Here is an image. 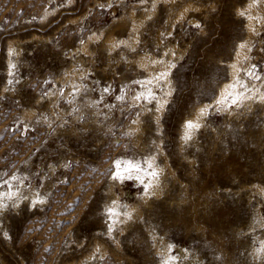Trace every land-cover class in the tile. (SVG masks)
<instances>
[{"label": "rangeland", "instance_id": "1", "mask_svg": "<svg viewBox=\"0 0 264 264\" xmlns=\"http://www.w3.org/2000/svg\"><path fill=\"white\" fill-rule=\"evenodd\" d=\"M189 1L201 8L176 16ZM245 1L0 0V183L21 189L0 211V264L79 262L95 238L113 248L106 236L113 220L110 185L122 189L121 201L130 203L144 190L135 179H111L114 163L122 157V167L124 162L144 165L154 155L163 170L160 197L150 196L132 226H114L111 236L121 241L118 254L100 258L97 253L95 262L83 264H164L166 244L175 255L186 250L176 264H264L257 256L264 236V192L258 188H264V103L250 100L229 114L217 101L195 137L185 142L181 133L194 107L216 99L218 87L230 79L228 64L248 36L245 16L237 11ZM129 5L138 6V17L145 16L139 40L135 48L122 43L111 49L110 33L118 41L134 36L129 22L119 21ZM48 8L55 11L42 22ZM95 30L100 38L91 39L90 51L84 52L81 42ZM10 42L16 46L11 56ZM171 50L174 90L161 125L153 118L155 100L135 104L129 97L141 88L139 80L150 76L135 61L137 55L162 58L166 51L170 59ZM251 51L252 68L264 73V28ZM72 63L87 68L92 83L81 77L82 87H71L66 75ZM99 85L108 87L111 103L122 95L114 108L104 103ZM161 87L162 82L155 96ZM52 89L58 90L62 116L47 95ZM24 110L36 112L27 117ZM136 117L142 120L141 135L128 131ZM12 176L17 181L9 183ZM32 187L43 189L46 204L33 206L27 199Z\"/></svg>", "mask_w": 264, "mask_h": 264}, {"label": "bare ground", "instance_id": "2", "mask_svg": "<svg viewBox=\"0 0 264 264\" xmlns=\"http://www.w3.org/2000/svg\"><path fill=\"white\" fill-rule=\"evenodd\" d=\"M71 1H73V0H71ZM121 1V0H120ZM153 1V4L155 3V4H158V2L160 1V0H152ZM164 2H172V4L171 5H173V3L175 2V1H177V0H163ZM138 2V1H137ZM139 2H141V1H139ZM145 2V1H144ZM124 3V2H123ZM141 3H143V2H141ZM140 3V4H141ZM192 3H194V2H192ZM191 3V1H189V2H187L183 7H180L181 9H180V11H178V15H176V16H178V17H180L181 18V16L183 17L187 12H188V9L190 8V9H192L191 7H193V8H198V5L196 6L195 4H192ZM253 3V0H247V1H245V4L243 5V6H240L239 5V7L237 8V11H238V13H241V12H244L245 13V20H246V27H247V33H248V36L246 37V39H244L243 41H240L239 43H238V46H237V48H236V50H235V53H234V58H233V60L232 61H230L229 62V75H230V79L228 80V81H225V82H222V84L218 87V91H217V95H216V99H213L212 100V102H205V101H203L202 103H198L195 107H194V109L192 110V112H191V114L189 115V116H187L186 118H185V120H184V126H183V130H182V136L184 137V134H185V131H186V122H188V121H193V122H195V123H199V125H200V127H199V130H200V128L201 127H203V126H206V117L207 116H209L208 114H209V112H211L210 111V107L213 105V103H216L217 101H221V99H222V97L223 96H225L228 92H230V91H232V89H231V85H233L235 82H236V79H237V77H239V79L241 80V81H243V82H245V83H247L248 84V86L250 87V88H253L254 90H257L258 89V92H257V95H259V94H264V73H257V71H255L257 74H259L260 75V77H261V79H259V80H254V79H250V81L247 79V73L248 72H250V71H253L252 69V62L254 61V60H252V56H251V50L249 51V48L250 49H252V45H253V39L256 37V36H258V34L259 33H261V31L263 30V28H264V0H260V3L258 4V5H256V6H252V7H250V5ZM134 5L136 4V3H133ZM133 4H131L132 6H133ZM139 3H137V5H138ZM154 4V5H155ZM166 4V3H165ZM169 4V3H168ZM135 6V8H137L138 6ZM142 6V5H141ZM146 6V5H145ZM168 6V5H167ZM127 7V6H126ZM129 7H130V5H129ZM129 7H127V8H129ZM134 7V6H133ZM140 7V6H139ZM156 7V6H155ZM174 7H175V5H174ZM50 8V7H49ZM46 9V11L44 12V15L42 16L43 18L41 19V21L42 20H44V21H42V22H45V21H47V20H45V19H48L47 17L49 16V14L50 13H54V11H55V9ZM126 8V9H127ZM135 8L133 9V8H129L128 10V15L127 16H125L126 15V13H127V11L125 12V15L124 14H122V15H124V16H121V18H119L117 15H116V17H118L119 18V21H120V19H123L124 20V22H126V21H128L129 22V31L131 30V33H134V36L133 35H129L130 37H128L129 39H121L122 37H120V41H118L119 40V38H118V40L115 38V35H110V34H113V33H110L109 34V36L107 35V44L106 45H108V46H110V48L111 49H114L115 47H118L117 45H119V44H122V43H126L125 45H131L132 47H134V45L137 43V40H139L138 39V36H139V34L138 33H140V28H141V26H142V24H144V18H145V16H143L142 15V17H138L137 15H136V11H135ZM167 8V7H166ZM199 8H201V7H199ZM198 8V9H199ZM140 9H141V7H140ZM144 9V8H143ZM149 9H151V8H149ZM171 9V8H170ZM197 9V10H198ZM172 10V9H171ZM176 10V9H175ZM145 11V10H144ZM143 11V12H144ZM152 11V10H151ZM154 11V10H153ZM149 12V11H148ZM153 12H151L150 14H152ZM154 13H155V11H154ZM141 14V13H140ZM146 14V13H145ZM144 14V15H145ZM175 14H177V13H175ZM188 14V13H187ZM147 16H149V14L147 15ZM152 16V15H151ZM151 16H149V17H151ZM188 16V15H187ZM148 17V18H149ZM177 17V18H178ZM147 18V17H146ZM176 18V17H175ZM176 18V20L175 21H177L178 19ZM184 19V18H183ZM114 20H115V18H114ZM180 20V19H179ZM73 21H75V19L73 20ZM113 21V20H112ZM193 21V20H192ZM114 22V21H113ZM118 22V21H117ZM128 22H126V24L128 23ZM127 25V26H128ZM126 26V25H125ZM127 26H126V28H127ZM144 26V25H143ZM253 27H255V29H256V32L254 33L253 31H252V28ZM110 28V27H109ZM105 29V28H104ZM103 28H102V30L103 31H105V30H107L108 29V27H107V29H105L104 30ZM97 30H95V32L94 33H92V35L91 34H89V35H91V36H89L88 37V39H87V41H85V42H81L82 43V50L85 52V51H90L89 50V42H90V40L91 39H98V38H100V35L98 36V34H97V32H96ZM128 31V30H127ZM139 31V32H138ZM99 32H101V31H99ZM113 32V31H112ZM103 33V32H102ZM102 33H100V34H102ZM129 33V32H128ZM115 34V33H114ZM104 35V34H103ZM37 36V35H36ZM35 36V37H36ZM102 36V35H101ZM132 37H134V39L132 40ZM13 41V40H12ZM18 41V40H17ZM105 42V41H104ZM105 44V43H104ZM241 44H245L246 45V47L245 48H243V49H241L240 48V45ZM174 45V44H173ZM173 45H172V47H173ZM176 45V44H175ZM7 47H9V53H10V56H11V54H12V52H15V47H14V43L13 42H10L9 43V46L7 45ZM167 47V46H166ZM169 47V46H168ZM171 47V48H172ZM135 48V47H134ZM166 49V48H165ZM173 49V51H174V48H172ZM179 49V48H178ZM167 50H169V48L167 49ZM82 51V52H83ZM113 51V50H112ZM172 50H171V53H170V56H171V58L173 57L174 59H173V62L171 61V58L169 59V58H167L166 56H165V54L167 53L166 51H164V57L162 56V58L160 57H157L156 55H151V54H148L149 52H147V53H145L144 52V54H139V55H137V58H136V62H137V64L139 65V66H142V67H144V69L146 68V70H148V72L150 73V76L148 77V78H145V79H143V80H139V82H138V79H137V82L138 83H142V82H146V81H149V80H152V84H145V86H141V88L140 89H136V87H135V89H134V91H133V94L132 95H130V97H129V100L131 99V101H132V103H135V104H137V102H141L142 103V101L141 100H136L135 99V97L136 96H143V95H145L146 94V92H147V89L148 88H151V90H152V92L155 94V87L157 86V81H155V79H154V77H156V76H158L159 75V73H161V72H163V71H167L168 73H169V75L167 76V82H162V84H163V87H161L163 90H162V92L160 93V94H156V97H157V99L155 100V103H154V110H153V118H155L156 120L155 121H158V123L159 124H161V115H162V113L164 112V110L167 108V105H168V101H170V95L172 94V92H173V90H174V87H173V84H172V82L173 81H171L170 80V76H171V72H172V70L174 69V67H175V64H176V62H174V60H175V56H174V52H173ZM181 51H182V49H181ZM16 52H17V50H16ZM92 52V51H91ZM168 52H170V51H168ZM19 53V52H18ZM140 53V52H139ZM143 53V52H142ZM151 53H153V52H151ZM184 53V52H183ZM182 52H181V55L183 54ZM15 54V53H14ZM13 54V55H14ZM17 54V53H16ZM162 54V53H161ZM168 54V53H167ZM12 55V56H13ZM175 55H176V53H175ZM136 57V56H135ZM134 57V58H135ZM176 57H177V55H176ZM245 57H247V59H245ZM13 58H14V56H13ZM179 58H180V54H179ZM13 60V59H12ZM132 60V59H131ZM134 60V59H133ZM178 60H180V59H178ZM160 61H162L163 63H159ZM8 62H9V60H8ZM154 62H157V63H154ZM14 64V63H13ZM169 65H172L171 67H169ZM136 66V65H135ZM153 66L155 67V68H153ZM156 66H158V68H156ZM256 67V66H255ZM69 68V67H68ZM142 69V68H141ZM256 69V68H255ZM88 69L87 68H77V67H74L73 66V63L70 65V68L68 69V74L66 75V79L68 80V82H69V84L71 85V87H82L81 85L83 84V83H81V81L80 80H82V79H80L81 77H84L87 81H89V82H91L92 83V80L90 79V77H89V75H88ZM147 72V73H148ZM148 73V74H149ZM246 73V74H245ZM148 76V75H147ZM62 77H64V76H62ZM62 77H60L61 78V80L62 79H64V78H62ZM59 78V77H58ZM172 78V77H171ZM61 80H59V81H61ZM57 81H58V79H57ZM127 84V83H126ZM129 84H131V82L129 83ZM139 84V85H140ZM162 86V85H161ZM110 87V86H109ZM111 87H112V85H111ZM125 87H126V85H125ZM105 88L106 87H101V85H99L98 86V89H99V91H100V93H101V95H102V99H103V101H104V103L105 104H107L108 106H110V107H112V108H114V106H115V104L120 100L119 98H121V94L119 95V97L115 100V102L114 103H111L110 101H109V99H108V93H109V91H107V92H105L104 90H105ZM160 88V89H161ZM81 89V88H80ZM107 89H108V87H107ZM54 89H52L50 92H49V94H47V95H49L52 99H53V102L55 103H53L55 106H56V108L60 111V113H61V116H62V113L64 112V110L60 107V105L58 104V102H59V98H60V96L58 95V90L56 89V91H53ZM128 92V91H127ZM55 93V94H54ZM53 94H54V96H53ZM124 95H125V93H124ZM92 96V95H91ZM127 96V95H126ZM126 96L123 98L122 97V99H125L126 98ZM129 96V95H128ZM46 98V97H45ZM93 98H94V96H93ZM92 98V99H93ZM41 99V98H40ZM43 99V98H42ZM122 101V100H121ZM154 101V100H153ZM158 101H159V103H158ZM41 102V101H40ZM140 102H139V104H140ZM259 102V101H258ZM218 103V102H217ZM248 103V102H247ZM251 103H253L252 101H251ZM250 103V104H251ZM257 103V102H256ZM147 105H149V104H147ZM162 105V106H161ZM215 105V104H214ZM54 106V107H55ZM144 106V105H143ZM219 106H222L223 107V109H221L222 111H227L229 114L230 113H232L234 110L233 109H229V108H227L224 104H221V105H219ZM252 106V105H251ZM146 108V110H149L150 108H147L148 106H145ZM214 107V106H213ZM217 107H218V104H217ZM254 107V106H253ZM55 108V109H56ZM143 108V107H142ZM30 109H32V108H30ZM54 109V108H53ZM145 109H143L142 111H144ZM159 109V110H158ZM202 109H207V112L204 114V115H201V110ZM146 110L144 111V112H146ZM25 111V110H24ZM55 111V110H54ZM36 112V111H35ZM33 110H27V111H25L23 114L24 115H26L27 117L29 116V117H33V115H34V113H35ZM149 112V111H148ZM152 112V111H151ZM236 112V111H235ZM234 112V113H235ZM227 113V114H228ZM65 114V113H64ZM264 115V114H263ZM64 116V115H63ZM230 116V115H229ZM232 117V116H231ZM61 119H63V118H61ZM154 120V119H153ZM141 122H142V120L140 119V118H138V117H136V118H134L132 121H130L129 123H128V131L130 132V133H132L133 135H141L140 133L142 132L141 130H142V127H141ZM162 125V124H161ZM207 125H208V123H207ZM210 126V125H209ZM86 127H87V125H86ZM182 127V126H181ZM208 127V126H207ZM203 128H205V127H203ZM77 129V128H76ZM161 129V128H160ZM73 130V129H72ZM141 131V132H140ZM197 131V130H196ZM196 131L193 133V135H194V137H195V134H196ZM140 132V133H139ZM192 135V136H193ZM141 137V136H140ZM137 138V137H136ZM141 139V138H140ZM184 141V140H183ZM189 142V141H188ZM158 143H160L159 144V146H160V149H162L161 148V142H158ZM182 149V148H181ZM157 151H159L160 152V150H157ZM156 153V152H155ZM163 153V152H162ZM157 154V153H156ZM164 154V153H163ZM155 156H157V155H154V156H150V157H147V160H149L150 158H153L154 157V163H155V165H157L158 166V168H159V170L161 171L162 169H161V166L156 162V157ZM122 158V157H121ZM120 158V159H121ZM120 159H118V160H116L115 161V163H114V165L116 164V162L117 161H120ZM122 160V159H121ZM122 162V161H121ZM123 163V162H122ZM132 163H134V162H132ZM165 164H166V162H165ZM169 164V163H168ZM166 166V165H165ZM167 167V166H166ZM170 168H171V166H169ZM123 168L124 167H121V171L123 172ZM171 170V172L173 173L174 171H173V169H170ZM115 172L113 173V175L111 176V179H113V177L115 176V174H116V170H114ZM162 172H163V170H162ZM171 173V174H172ZM124 175H127V173H123ZM161 174V173H160ZM165 174H166V172H165ZM172 175H175V174H172ZM171 175V176H172ZM13 177V176H12ZM12 177H11V179L10 180H8V182L10 183L11 181H13V179H12ZM20 178V177H19ZM165 178V177H164ZM133 179H135V178H133ZM176 179V178H175ZM19 180V179H18ZM124 180H126V179H124ZM136 180V179H135ZM17 181V180H16ZM45 181V180H44ZM136 181H138V180H136ZM113 182V181H112ZM111 182V183H112ZM139 182V181H138ZM110 183V184H111ZM161 183H163V182H161L160 181V179H159V184L158 185H156V186H154L152 189H150L149 191H151V192H154V196H159L161 193H162V184ZM1 184V183H0ZM45 184V183H44ZM113 184L114 183H112L111 185H110V189H109V192H110V194H111V199H109L110 200V202H109V207H110V209L114 212V213H116L117 215L116 216H114L113 218H111V219H115L116 221H118L117 223H119V222H122V223H124V224H128V227L129 226H132L134 223H136L138 220H139V218L141 217L142 218V214H143V207L145 206V205H148L147 203H148V199L150 198V197H145L144 195H143V192H144V190L141 192V193H137L136 194V196H137V201H135V202H133V203H130V202H128V201H121V194H123L124 193V191L121 189V191L120 192H117V191H115V184H114V186H113ZM117 184H119L120 185V183H117ZM116 184V185H117ZM260 184V183H259ZM9 185H11V188H7L6 187V189L5 188H0V195H3L5 192H14V193H18V195H19V193H20V190L17 188L18 186H13L12 185V182H11V184H9ZM19 185L21 186V187H23V188H25L24 187V181L23 180H21L20 179V181H19ZM162 185V186H161ZM256 185V187H257V184H255ZM45 186H46V184H45ZM44 186V187H45ZM254 186V185H253ZM42 187H43V185H42ZM43 187V189H45ZM255 187V186H254ZM39 188V187H38ZM122 188V187H121ZM260 190H261V192H264V188L263 187H261V185L258 187ZM28 189V188H27ZM39 189H41V188H39ZM39 189H36L35 187H32V189L29 191V193L27 194L26 193V196H27V199L28 198H30V201H34V200H37V199H40V200H42L43 201V203H41V204H46L47 203V200H48V198H47V196H42L41 194V191L43 190H39ZM120 189V188H119ZM252 189V188H251ZM46 190V189H45ZM45 190H44V192H45ZM24 191V190H23ZM252 191H253V189H252ZM25 192V191H24ZM43 192V191H42ZM258 192V191H257ZM24 194V193H23ZM20 196H22V195H20ZM19 196V197H20ZM26 196H25V198H26ZM24 197V196H23ZM151 197H152V195H151ZM160 197V196H159ZM24 198V199H25ZM158 198V197H157ZM22 199V198H21ZM16 200L17 199H15V202H16ZM149 200H151V199H149ZM8 201V200H7ZM21 201H23V200H21ZM25 201H27V200H25ZM29 201V200H28ZM7 203V202H6ZM37 204V203H36ZM15 205V204H14ZM16 205L17 206H19L17 203H16ZM32 205H33V203H32ZM262 214V213H261ZM259 217V216H258ZM263 217V216H262ZM140 218V219H141ZM260 218V217H259ZM263 219H264V217H263ZM113 221V220H112ZM112 221H110L109 222V225L110 224H112ZM264 222V221H263ZM117 223H115L114 224V226H116V224ZM258 223V222H257ZM120 224V223H119ZM122 225V224H121ZM120 226V225H119ZM148 227V226H147ZM126 228V227H125ZM116 229V228H115ZM121 229V228H120ZM152 229V228H151ZM122 230H124L123 228H122ZM153 230V229H152ZM115 231V230H114ZM112 232V231H111ZM111 232H108V235H106V236H108V237H110L111 238V244L113 245V248H111L108 244H106V242H105V240L104 239H102V240H98V239H94L95 241H94V243H93V247H92V249H91V251H89L88 253H85L86 255V259H88V261H92V260H94V258H95V256H96V254L98 253V254H100V258L101 257H104V256H106L109 252L110 253H115V254H118V253H116V251H118V250H120L121 249V241L116 237V238H114V237H112L111 236ZM150 232H151V230H150ZM113 234V233H112ZM158 234V233H157ZM262 234V233H261ZM114 235V234H113ZM259 235V234H258ZM120 236V235H119ZM154 236V235H153ZM158 236V235H157ZM107 237V238H108ZM98 238V237H97ZM100 238V237H99ZM154 238H155V236H154ZM121 239V238H120ZM165 239V238H164ZM110 240V239H109ZM162 243V242H161ZM168 243V242H167ZM164 244H166V243H164ZM253 244V243H252ZM172 246V245H171ZM171 246H169L168 244H166L165 245V248H164V253H165V257H167L168 259H171V258H175V264H176V262H177V260L179 259V255H180V253L181 254H186V250L185 249H183V248H179V250H180V253L178 254V255H175L174 254V249H173V247H171ZM175 246V245H174ZM259 246H264V236L260 239V245ZM179 247V246H178ZM255 247V246H254ZM254 247H252V248H254ZM256 248H257V246H256ZM157 250V253L159 252V248H157L156 249ZM255 250L256 249H253L252 251H253V253L255 252ZM161 251H162V249H161ZM251 252V251H250ZM84 255H83V257H85ZM181 256V255H180ZM254 256V255H253ZM177 257H178V259H177ZM166 258V259H167ZM85 258L84 259H81V260H79V262H73V263H69V264H83V262H84V260H86ZM96 259V258H95ZM167 259V260H168ZM93 262V261H92ZM94 262H95V260H94ZM179 262V261H178ZM88 263V262H87ZM163 263V262H162ZM68 264V263H67ZM85 264H86V261H85Z\"/></svg>", "mask_w": 264, "mask_h": 264}, {"label": "snow or ice", "instance_id": "3", "mask_svg": "<svg viewBox=\"0 0 264 264\" xmlns=\"http://www.w3.org/2000/svg\"><path fill=\"white\" fill-rule=\"evenodd\" d=\"M259 3H260V0H253V3L250 5V7L256 6ZM240 14L242 16L245 15L244 12H241ZM196 27H200V25H196ZM252 31L254 33L256 32L255 27L252 28ZM245 47H246L245 44L240 45L241 49ZM250 50L251 49L249 48V51ZM245 59H247V57H245ZM154 63H157V62H154ZM159 63H163V62L160 61ZM171 66L172 65H169V67ZM13 67L15 66L13 65ZM168 75L169 73L167 71H163L159 73L158 76L154 77L155 81H157V86H160V82H167ZM247 75L254 80L261 79L260 75L255 72V66H253V71L248 72ZM145 84H149V85L152 84V80L142 82L141 86L143 87L145 86ZM230 87L232 91L228 92L225 96H223L221 101H218V104H224L227 108L230 109L233 107L235 108L244 107V105L250 100L251 101L259 100L260 102L264 103V94L257 95L258 89L254 90L253 88H250L248 84L241 81L239 77H237L236 82ZM161 90L163 89L161 88ZM104 91L107 92L108 89L105 88ZM135 99L136 100L143 99L145 102H151L152 100H156L157 97L152 92L151 88H148L145 95L136 96ZM206 112H207V109H202L201 115H204ZM199 127H200L199 123H195L193 121L186 122V131L183 137L185 142H188L192 139L193 133L196 130H198ZM121 167H122V162L117 161L115 164L116 174L113 177L114 179L124 180V179L135 178L136 180L139 181L140 184L144 186L143 195L145 197H150L151 195H154V192H151L149 190L159 184V172H160L158 166L155 165L154 163V157L145 161L144 165H141L139 163L124 162L123 172L121 171ZM123 173H127V175H124ZM12 179L16 180L17 178L13 176ZM2 187H4V185L0 184V188ZM8 187L11 188V185H8ZM15 197H18V193H14L10 191L5 192L3 195H0V211H3L5 208L8 207V204L5 203L6 200H13ZM32 203L34 206L36 203H43V201L40 199H37V200H34ZM116 215H117L116 213H114L111 209H109L110 217H114ZM117 222L118 221L113 219L112 224L109 225V232L114 230V224ZM257 256L264 258V246H261V248L258 249ZM164 264H175V258H171L170 260L164 261Z\"/></svg>", "mask_w": 264, "mask_h": 264}]
</instances>
